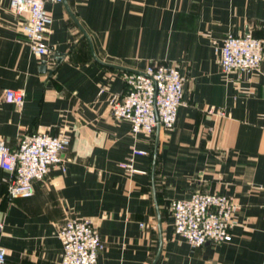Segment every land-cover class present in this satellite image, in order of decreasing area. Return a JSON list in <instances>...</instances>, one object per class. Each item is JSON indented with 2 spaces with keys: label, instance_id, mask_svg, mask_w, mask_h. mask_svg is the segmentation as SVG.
Returning <instances> with one entry per match:
<instances>
[{
  "label": "crops",
  "instance_id": "crops-1",
  "mask_svg": "<svg viewBox=\"0 0 264 264\" xmlns=\"http://www.w3.org/2000/svg\"><path fill=\"white\" fill-rule=\"evenodd\" d=\"M45 8L50 52L38 57L22 19L0 0V137L16 147L23 132L68 135L64 168L34 180L29 196L6 195L9 172L0 166L3 264H58L56 231L68 215L92 220L102 242L97 264H150L158 244L154 264H264V60L223 72L217 53L228 32L250 33L264 48V0H60ZM153 61L184 76L183 102L172 128L132 133L128 120L109 114L108 100L126 89L122 70ZM6 88L24 89L21 106L4 99ZM131 146L146 153L134 154L127 173L118 163ZM195 190L235 198L229 240L191 246L173 231L169 201Z\"/></svg>",
  "mask_w": 264,
  "mask_h": 264
},
{
  "label": "built area",
  "instance_id": "built-area-1",
  "mask_svg": "<svg viewBox=\"0 0 264 264\" xmlns=\"http://www.w3.org/2000/svg\"><path fill=\"white\" fill-rule=\"evenodd\" d=\"M47 1L60 0H8L10 9L22 19L21 32L30 50L38 57L50 52L46 42L51 22L45 8ZM217 53L223 72L257 69L264 60L261 40L250 33H226ZM121 74L126 89L121 94L110 96L109 114L113 118L128 120L132 133H150L156 124L172 128L177 107L183 102L184 76L178 68L174 64L153 61L141 69L122 70ZM3 96L5 100L21 106L25 91L23 88H6ZM216 113L222 114L221 111ZM67 144V134H51L46 130L21 133L16 147H11L0 137V166L9 172L6 195L9 198L29 196L34 192V180H44L56 164L63 169L61 153ZM144 153L145 150L131 146L118 164L125 172L131 173L135 171L134 154ZM168 207L173 231L191 246H199L205 241L230 239L238 203L229 194L195 190L186 198L171 199ZM56 236L61 245L58 264H97L102 242L90 218L65 216ZM5 253V248L0 246V264L5 261Z\"/></svg>",
  "mask_w": 264,
  "mask_h": 264
},
{
  "label": "water",
  "instance_id": "water-1",
  "mask_svg": "<svg viewBox=\"0 0 264 264\" xmlns=\"http://www.w3.org/2000/svg\"><path fill=\"white\" fill-rule=\"evenodd\" d=\"M84 33V32H83ZM108 64V63H107ZM108 65H112V66H115L114 64H108ZM42 71H48L49 73L52 72V69L50 68H47V62L45 59H42L41 60V63H40V67H39ZM125 70V69H124ZM127 70H130V69H127ZM158 127V125L156 124L155 126V129ZM155 149H156V145L154 144V147H153V154H152V164H151V177L153 175V166H154V157H155ZM151 187H152V191H153V179L151 178ZM153 197H154V191H153ZM157 223H158V227H159V217L157 215ZM158 253H159V244H158V248L156 250V253L152 259V261L150 262V264H154L157 256H158Z\"/></svg>",
  "mask_w": 264,
  "mask_h": 264
}]
</instances>
